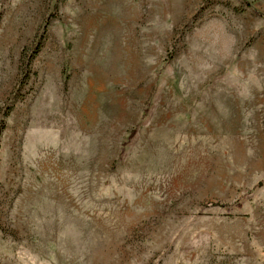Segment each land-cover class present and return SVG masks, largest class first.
Masks as SVG:
<instances>
[{
  "label": "rangeland",
  "instance_id": "1",
  "mask_svg": "<svg viewBox=\"0 0 264 264\" xmlns=\"http://www.w3.org/2000/svg\"><path fill=\"white\" fill-rule=\"evenodd\" d=\"M1 129L0 264H264V0H0Z\"/></svg>",
  "mask_w": 264,
  "mask_h": 264
},
{
  "label": "trees",
  "instance_id": "2",
  "mask_svg": "<svg viewBox=\"0 0 264 264\" xmlns=\"http://www.w3.org/2000/svg\"><path fill=\"white\" fill-rule=\"evenodd\" d=\"M38 51H39V49H36V50H35V54H37ZM31 61H32V59H29V64L31 63ZM6 114H8V112H7ZM5 116H7V115H5ZM1 131H2V129L0 130V133H1Z\"/></svg>",
  "mask_w": 264,
  "mask_h": 264
}]
</instances>
